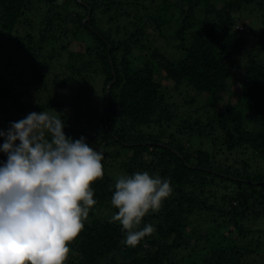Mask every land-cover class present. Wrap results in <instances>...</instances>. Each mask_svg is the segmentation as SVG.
Here are the masks:
<instances>
[{
	"label": "trees",
	"instance_id": "1",
	"mask_svg": "<svg viewBox=\"0 0 264 264\" xmlns=\"http://www.w3.org/2000/svg\"><path fill=\"white\" fill-rule=\"evenodd\" d=\"M248 10L262 13L261 30L236 29ZM249 31L253 58L238 77ZM262 35L264 0H0V54L20 56L6 59L17 64L13 83L0 79V130L54 109L66 136L104 155L97 204L67 264H264ZM21 60L42 93L58 69L65 98L25 101ZM115 169L171 182V196L139 226L155 231L135 247L109 222Z\"/></svg>",
	"mask_w": 264,
	"mask_h": 264
},
{
	"label": "clouds",
	"instance_id": "2",
	"mask_svg": "<svg viewBox=\"0 0 264 264\" xmlns=\"http://www.w3.org/2000/svg\"><path fill=\"white\" fill-rule=\"evenodd\" d=\"M62 115L32 112L0 130L7 156L0 163V264H67L97 204L92 185L104 178V155L85 138L66 136ZM171 194L170 179L159 174L118 175L111 197L118 213L109 222L122 226L121 243L135 247L152 234L151 224L139 226Z\"/></svg>",
	"mask_w": 264,
	"mask_h": 264
},
{
	"label": "rangeland",
	"instance_id": "3",
	"mask_svg": "<svg viewBox=\"0 0 264 264\" xmlns=\"http://www.w3.org/2000/svg\"><path fill=\"white\" fill-rule=\"evenodd\" d=\"M261 15H262V13H260V12H251L249 10L246 11L243 14V16L241 17L242 19L239 21L240 23H238V25H237V26L242 27L243 29H238L237 26H236V29L238 31H243L244 29H253L254 32H256L257 30H261L262 29V25L260 22ZM247 33H248V35H246V37H245V43L246 44L241 46L240 53H239V58L243 64H242V68L240 70H237V72L235 73V74H237L238 77H243L245 75V70H246V68L251 66V61L253 58L252 53L250 51V48H252V45L255 42L253 41L254 38L252 36V31L251 32L249 31ZM263 39H264V35H262L259 39H256V42H259V44H260L259 49L257 50L258 53L261 52L260 48L262 46H264ZM260 40H262V42ZM81 49H82V46L77 44V43H74L72 45L73 51L77 52ZM165 50L170 56H172L173 50L171 48H166ZM13 51H14V49H12V51L8 53V56H6L7 54L4 52H1V54H0V73H1L0 79L5 80V81H10L11 83H13L14 79H16V77H18V75L16 73H15L16 74L15 75L14 72L12 71V70L17 68V64L16 63L8 64V63H6V59H7V61L10 60L8 58H11L12 55H14V56L16 55L20 59V56L12 53ZM11 53H12V55H11ZM20 63H21V66H22L24 73L26 74V76L24 77V81L26 83L31 84L28 87L23 88V90L25 91V96H24L25 101H29L31 99V97L34 98L35 102L36 101L45 102L48 100L49 97L50 98L58 97L59 99H62V100L65 98L66 94L61 92V91H57V89L55 87V84L60 81V77H61V76H59L58 69H56V68L51 69V72H50L49 76L47 77V90H45V93H42V92L34 89L36 84L34 82L35 79L32 77L33 71L31 70L30 65L29 64L27 65V63L24 62L23 60H21ZM238 79H240V78H238ZM162 81H163V85L165 87L170 84L169 81H167V80L166 81L162 80ZM239 86L240 85H239L238 80L237 79L234 80L232 83L231 89H230V90L234 91L236 94L235 97L234 96L232 97V101L234 103L239 102L238 101L239 97H240V94H238V92L240 93ZM237 90H238V92H237ZM29 93H30V96H29ZM175 100L178 101L179 104H181L180 106H183L182 98H180V99L176 98ZM115 172H114V176L117 177L118 175H116V174H119L118 170L115 169Z\"/></svg>",
	"mask_w": 264,
	"mask_h": 264
},
{
	"label": "water",
	"instance_id": "4",
	"mask_svg": "<svg viewBox=\"0 0 264 264\" xmlns=\"http://www.w3.org/2000/svg\"><path fill=\"white\" fill-rule=\"evenodd\" d=\"M80 1V0H79ZM84 5H86L85 3H83ZM87 6V5H86ZM90 15H91V11L89 12V17H90Z\"/></svg>",
	"mask_w": 264,
	"mask_h": 264
},
{
	"label": "built area",
	"instance_id": "5",
	"mask_svg": "<svg viewBox=\"0 0 264 264\" xmlns=\"http://www.w3.org/2000/svg\"><path fill=\"white\" fill-rule=\"evenodd\" d=\"M237 28H238V29H243V28H242V27H240V26H237Z\"/></svg>",
	"mask_w": 264,
	"mask_h": 264
}]
</instances>
